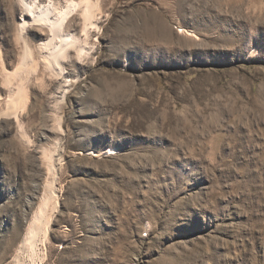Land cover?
<instances>
[{"label": "rangeland", "instance_id": "1", "mask_svg": "<svg viewBox=\"0 0 264 264\" xmlns=\"http://www.w3.org/2000/svg\"><path fill=\"white\" fill-rule=\"evenodd\" d=\"M23 13L0 0V264L51 191L44 264H264V0H103L53 71Z\"/></svg>", "mask_w": 264, "mask_h": 264}, {"label": "bare ground", "instance_id": "2", "mask_svg": "<svg viewBox=\"0 0 264 264\" xmlns=\"http://www.w3.org/2000/svg\"><path fill=\"white\" fill-rule=\"evenodd\" d=\"M102 1L103 0H64V2H61L60 0H45L43 2L42 0H20L24 11L21 18V30L23 33L33 24L49 29V38L47 41L43 42L40 47H38L43 54L42 61L47 69L53 71L56 67H62L63 64H61V61H63V58H69L70 50H75L80 57H84L86 55L88 57V55L93 51L94 47L90 44L89 39L91 33L98 29V15L102 9ZM75 14H79L82 20L81 31H79L81 32L79 33V35L81 34L80 36L72 33L70 30V23H73L70 22V20ZM27 16L30 17L29 20L25 18ZM182 32H186V34L190 33L185 29H183ZM190 35L192 34L190 33ZM32 53L28 46L25 58L23 59L24 63L26 61L28 62L29 58L32 57ZM26 64L27 63L24 65ZM22 70V68H18L15 72L5 73L7 74L5 78L9 85L21 77L20 75ZM13 90L14 89H12V91ZM15 90L16 91H13V94H11V98L8 102L10 105L9 109L11 111H15L16 114L17 110L23 108L25 104H27V96L22 87L21 81L17 84V88ZM107 153H112V150H109ZM48 159L51 162L50 169H53V156H50ZM50 202H54V210L57 211L59 202L52 191L45 200L44 204L41 205L39 213H36L33 218L29 233L20 249L21 252H19L16 257V264H44L47 255L44 253L40 256L41 254L38 253V244L40 233L43 231H45V233L48 232L47 228L45 229L44 227L50 222L47 216V207H49L48 205ZM25 252L28 254L27 261L22 258L23 254H20Z\"/></svg>", "mask_w": 264, "mask_h": 264}]
</instances>
